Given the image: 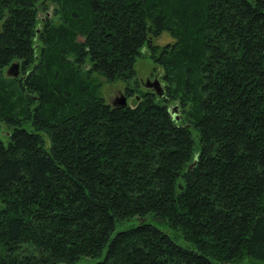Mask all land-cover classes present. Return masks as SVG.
Here are the masks:
<instances>
[{
  "label": "trees",
  "instance_id": "1",
  "mask_svg": "<svg viewBox=\"0 0 264 264\" xmlns=\"http://www.w3.org/2000/svg\"><path fill=\"white\" fill-rule=\"evenodd\" d=\"M0 121V264L264 262V0H0Z\"/></svg>",
  "mask_w": 264,
  "mask_h": 264
},
{
  "label": "rangeland",
  "instance_id": "2",
  "mask_svg": "<svg viewBox=\"0 0 264 264\" xmlns=\"http://www.w3.org/2000/svg\"><path fill=\"white\" fill-rule=\"evenodd\" d=\"M43 17L41 20H39V17ZM36 23L35 27L37 26V29L39 30V27L43 25L44 19H51L53 20V17L50 13V8L48 9H42L40 12L37 13L36 16ZM39 32V31H38ZM38 32H36L38 34ZM172 37L167 31H162L161 34H159L157 37L153 38V41L157 44H162L165 41H171ZM35 44L38 46L40 44V41L37 40V38L34 40ZM132 69L134 70V75L128 79L123 81V79H115V80H106L105 78L101 77L100 75H97L95 73H92V76L95 78V81L98 82L97 91L102 96L105 102L111 103L112 100L115 99V97L119 95H123L125 97V101L127 104H133L135 99V95H137V91L135 90H144L143 82L145 78H151L154 74L157 75V78L160 79L164 84H166L165 80L162 78V70L161 67L158 65H155V63L152 61V59L149 56L141 55L134 59L132 63ZM22 74V72H21ZM128 86L131 87L130 94L125 95L124 93V87ZM165 86V85H164ZM137 98V96H136ZM178 112V106L175 108V114ZM7 131L4 122L0 121V138L2 140L5 139L4 132ZM242 264H264L262 261H256V260H245Z\"/></svg>",
  "mask_w": 264,
  "mask_h": 264
},
{
  "label": "water",
  "instance_id": "3",
  "mask_svg": "<svg viewBox=\"0 0 264 264\" xmlns=\"http://www.w3.org/2000/svg\"><path fill=\"white\" fill-rule=\"evenodd\" d=\"M16 63L12 62L8 65L6 73L9 74V68L10 67H15ZM147 82V83H146ZM143 86L146 87H151V89L155 92V94L158 96L162 93L163 88L161 86V81L158 80L157 75L154 74L152 79L145 78V82H143ZM112 104H125V97L121 94L117 97H115L114 100L111 101ZM175 108H176V103H173L172 105H169L168 110L172 112L173 116L176 117L175 114Z\"/></svg>",
  "mask_w": 264,
  "mask_h": 264
},
{
  "label": "flooded vegetation",
  "instance_id": "4",
  "mask_svg": "<svg viewBox=\"0 0 264 264\" xmlns=\"http://www.w3.org/2000/svg\"><path fill=\"white\" fill-rule=\"evenodd\" d=\"M41 18H43V17H41ZM12 62H15L16 63V66L15 67H10L8 70H9V74H10V76H12V77H20V76H22V74H21V70H22V62L19 60V59H17V60H12L11 62H9L6 66H5V69H4V72H6L7 71V68H8V65L10 64V63H12ZM29 68V67H28ZM24 72H26V70L24 71ZM153 78V77H152ZM149 79H151V78H149ZM160 80V79H159ZM161 81V80H160ZM144 82H145V79H144ZM147 83V82H146ZM164 83L161 81V86H162V88H163V90H164ZM144 90L145 91H147V92H152L153 90L151 89V87H146V86H144ZM152 90V91H151Z\"/></svg>",
  "mask_w": 264,
  "mask_h": 264
},
{
  "label": "bare ground",
  "instance_id": "5",
  "mask_svg": "<svg viewBox=\"0 0 264 264\" xmlns=\"http://www.w3.org/2000/svg\"><path fill=\"white\" fill-rule=\"evenodd\" d=\"M159 80V79H158Z\"/></svg>",
  "mask_w": 264,
  "mask_h": 264
}]
</instances>
